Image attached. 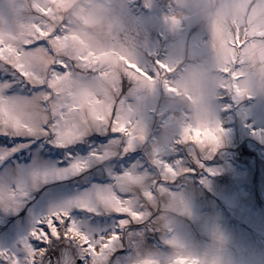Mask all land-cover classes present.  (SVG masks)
Returning <instances> with one entry per match:
<instances>
[{
  "label": "snow or ice",
  "instance_id": "snow-or-ice-1",
  "mask_svg": "<svg viewBox=\"0 0 264 264\" xmlns=\"http://www.w3.org/2000/svg\"><path fill=\"white\" fill-rule=\"evenodd\" d=\"M4 2L0 237L11 239L0 244V264H113L126 244L139 239L140 229L154 226L155 195L172 191L181 174L195 171L182 166V157L171 163L156 149L145 159L140 147L146 129L121 100L126 79L146 88L160 82L177 92L170 78L174 67L158 59L151 67L139 63L134 49L118 37L113 19L106 22L109 35L103 42L73 47L57 0ZM246 6L264 8V0H247ZM168 19L179 23L175 16ZM209 29L210 61L219 74L216 101L251 96L237 81L246 68L264 64V24L224 19L210 22ZM225 132L217 115L205 125L186 124L174 144L187 146L203 167ZM132 264L158 261L144 256ZM170 264L204 262L178 256Z\"/></svg>",
  "mask_w": 264,
  "mask_h": 264
},
{
  "label": "rangeland",
  "instance_id": "rangeland-1",
  "mask_svg": "<svg viewBox=\"0 0 264 264\" xmlns=\"http://www.w3.org/2000/svg\"><path fill=\"white\" fill-rule=\"evenodd\" d=\"M113 7L118 37L134 49L139 63L148 67L157 59L168 63L174 67L170 76L174 79L192 65L210 61L209 24L193 12L173 25L168 18L175 11V0H113ZM0 8L6 15L4 0ZM122 87L121 100L146 129L141 155L147 159L156 149L171 163L182 157V166L195 171L181 174L170 185L171 190L184 191L191 215L183 217L171 233L157 225L140 229L139 239L126 244L113 264H132L144 256L170 264L175 246L168 240L173 235L181 247L209 264L213 258L217 264H264V92L216 101L226 132L220 147L201 167L187 146L174 144L178 132L162 127L169 94L162 83L146 88L126 79ZM224 103L230 107H220ZM10 239L0 237V244Z\"/></svg>",
  "mask_w": 264,
  "mask_h": 264
},
{
  "label": "clouds",
  "instance_id": "clouds-1",
  "mask_svg": "<svg viewBox=\"0 0 264 264\" xmlns=\"http://www.w3.org/2000/svg\"><path fill=\"white\" fill-rule=\"evenodd\" d=\"M59 9L67 23V43L69 46L90 49L103 42L109 35L107 21L113 18V0H57ZM172 16L181 18L190 13H198L208 24L227 19L239 20L250 27L264 24V8L247 10V0H175ZM218 72L211 61L194 64L185 72L172 79L177 92H169L164 102L162 127L168 132L181 134L186 124L205 125L217 115L216 97ZM250 93L264 92V64L257 62L246 68L245 75L237 81ZM194 133H189L192 138ZM203 142L204 137L198 138ZM145 180L135 188L142 187ZM156 213L154 225L162 231L173 232L178 222L191 215L190 201L183 190L162 191L151 201ZM175 239V235L171 239ZM177 241V240H176ZM173 257H198L192 251L176 243ZM204 264L208 261L198 257ZM211 264H217L215 258Z\"/></svg>",
  "mask_w": 264,
  "mask_h": 264
}]
</instances>
